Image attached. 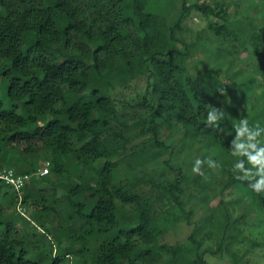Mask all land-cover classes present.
<instances>
[{
    "label": "trees",
    "instance_id": "1",
    "mask_svg": "<svg viewBox=\"0 0 264 264\" xmlns=\"http://www.w3.org/2000/svg\"><path fill=\"white\" fill-rule=\"evenodd\" d=\"M230 7L228 0H0V169L34 173L42 150L52 154L49 172L24 190L26 214L0 181V264H155L162 253L167 264H206L210 231L200 239L196 227L184 244H160L164 231L140 184L118 180L122 160L168 154L171 161L164 122L205 146L226 173L223 189L241 188L264 211V193L236 179L230 153L242 117L264 126V5L252 3L244 17ZM194 10L208 18L204 32L217 41L208 59L228 63L229 82L217 66L205 73L192 63L198 42L186 38L184 20ZM250 52L261 58L246 69L241 59ZM140 77L154 150L144 157L136 146L119 158L132 140L117 139L128 123L113 92ZM212 106L224 112L216 126L206 119ZM169 188L191 222L182 180Z\"/></svg>",
    "mask_w": 264,
    "mask_h": 264
},
{
    "label": "rangeland",
    "instance_id": "2",
    "mask_svg": "<svg viewBox=\"0 0 264 264\" xmlns=\"http://www.w3.org/2000/svg\"><path fill=\"white\" fill-rule=\"evenodd\" d=\"M228 1L231 4L230 13L235 14L237 9L241 17L247 15L252 3L264 5V0ZM207 23L208 18L201 16L196 10L184 20L186 38L189 41L198 42V51L194 54L192 63L205 73H209L211 67L217 66L219 78L224 82H229L228 63L225 61L223 66H220L217 65L215 58L208 59L210 48L215 47L217 41L210 31L204 32ZM260 58L259 55L250 52L241 59V66L247 69L249 63H257ZM237 78L242 77L240 75ZM147 86V77H140L118 87L113 92L119 113L125 114L128 123V127L118 129L120 135L117 139L125 140V143L129 138L132 140L130 145L128 144L129 147L126 150L123 149L119 158H124L136 146L140 148L138 152L143 151L142 153L146 154L144 157H152L149 150H154V146L149 141L150 133L146 132L151 119V111L139 105L146 94ZM3 92L0 85V95L5 97L6 90ZM161 132L166 143L173 149L169 162L171 168L167 162L169 155L166 154L150 158L144 163H139L137 158L132 161L122 160L118 172V180L139 183L138 192L153 204L156 221L164 231L159 236V243L184 244L198 227L197 237L200 239L204 232L210 231L211 233L210 238L203 240L202 246V250L210 249L205 254L206 264H264V211H258L241 188L223 189L226 181L225 171L220 166L208 167L205 146L185 136L182 127H173L164 122L161 124ZM197 158L205 160L202 165V175L192 171ZM35 161L38 163V169L34 172L36 175L43 165L52 161L51 151L42 150ZM101 161L97 164L101 165ZM178 179L182 180L184 187L182 199L187 210L192 211L191 222L187 218V212L180 208L169 191L170 184L177 182ZM42 185L55 189L57 196L66 194L61 187H55L50 182L44 181ZM227 215L230 217L231 225L226 229ZM225 229L226 232L223 233ZM222 235L224 237H221ZM221 239L224 244L220 249ZM51 242L56 247L55 239ZM55 247L54 252L56 253ZM214 251L217 253H213ZM169 259V255L162 253V258L155 264H167ZM76 262H78L76 259L70 258V264Z\"/></svg>",
    "mask_w": 264,
    "mask_h": 264
},
{
    "label": "clouds",
    "instance_id": "3",
    "mask_svg": "<svg viewBox=\"0 0 264 264\" xmlns=\"http://www.w3.org/2000/svg\"><path fill=\"white\" fill-rule=\"evenodd\" d=\"M224 112L211 107L207 111V123L216 126L223 118ZM235 136L231 141L230 153L235 157L231 167L232 174L238 180H248V187L256 194L264 193V126L259 123L252 125L247 117H242L234 126ZM208 167H219L218 161L206 158ZM205 160L197 158L192 171L203 174L202 165Z\"/></svg>",
    "mask_w": 264,
    "mask_h": 264
},
{
    "label": "built area",
    "instance_id": "4",
    "mask_svg": "<svg viewBox=\"0 0 264 264\" xmlns=\"http://www.w3.org/2000/svg\"><path fill=\"white\" fill-rule=\"evenodd\" d=\"M49 170L50 162L48 161L36 174L45 175ZM34 175L35 173H18L16 169L12 167L0 169V181H3L17 192L19 197L17 208L23 214H26V208L23 205V193Z\"/></svg>",
    "mask_w": 264,
    "mask_h": 264
}]
</instances>
